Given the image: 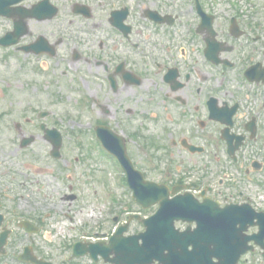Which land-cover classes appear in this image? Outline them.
Wrapping results in <instances>:
<instances>
[{"label": "flooded vegetation", "instance_id": "1", "mask_svg": "<svg viewBox=\"0 0 264 264\" xmlns=\"http://www.w3.org/2000/svg\"><path fill=\"white\" fill-rule=\"evenodd\" d=\"M44 1L48 4L39 9ZM59 2L26 0L15 6V9L49 15L51 8H57L60 13L63 7L81 24L78 27L73 20L68 22L67 29L75 30L76 33L80 31L90 37L98 35L96 54L85 49L84 54L71 61L72 64L77 62L82 65L91 74L96 72L94 86L90 90L93 95L102 97L117 94L122 88L141 87L144 81L151 80L149 77L153 76L150 64L153 56L163 59L160 72L154 73L155 80L160 81L163 90V121L171 120L172 127L177 128L170 140L171 145L181 158L197 160V170H180L174 182L165 180L162 184L168 185L171 190L177 188L180 195L191 193L201 203L211 199L220 208L249 204L253 209L263 211L256 196L257 187L263 183L261 178H264V75L261 82H252L245 72L255 65L258 72L264 70V52H260L264 49V43L256 41L255 55L248 57L246 52L242 57L237 47L239 39L233 37L227 25L226 33L222 32L221 36L215 29V16L218 47L214 45L210 53L216 57L218 62H215L207 58L206 51L213 37L208 27H201L202 18L196 5L192 8L194 17L189 23L181 19L183 16L177 7L167 10L163 1L157 7H151V0H67L68 4L64 5ZM204 10L213 15L207 9ZM151 11H156L164 18V23L152 22L149 19ZM90 15L91 18H88ZM44 23L33 19L27 21L29 36L25 39L31 38L28 41L30 45L38 37L33 34V25L36 24L39 31L46 29L41 26ZM153 29L155 33L159 30L162 33L164 43L161 42V45L164 44V47L160 55L155 51L161 45L151 40ZM245 35L244 32L242 37ZM86 42L85 38L78 44L84 46ZM136 65H144L145 69H138ZM137 80H140L138 85L135 84ZM105 106L109 107L103 103L100 108L105 110ZM22 135L26 136V133L22 132ZM0 141L3 142L1 133ZM25 170L19 169L16 179L19 187L27 188L32 182L29 174L24 173ZM6 174L3 173L2 143L0 264H22L19 260L21 249L40 236L42 222L37 214L28 213L29 218H18L15 211H9L3 189V176ZM168 174L166 177H169ZM238 188L245 192L241 197H238ZM245 210L246 215L251 216ZM24 220L35 225L33 229L36 233L29 234L21 226ZM256 231V228H252L249 233ZM5 234L8 239L3 246ZM31 250L39 255L34 244Z\"/></svg>", "mask_w": 264, "mask_h": 264}, {"label": "rangeland", "instance_id": "2", "mask_svg": "<svg viewBox=\"0 0 264 264\" xmlns=\"http://www.w3.org/2000/svg\"><path fill=\"white\" fill-rule=\"evenodd\" d=\"M151 1V7L160 6L162 1L167 10L170 7H177L176 9L183 16L181 19L184 22H192L194 0ZM201 1L207 10L216 16L215 29L221 33V36H223L222 32L226 33L229 17L239 15L241 28L246 33L241 41L237 42L238 52L242 57L247 51L250 52L252 47H255L254 39L264 43V0ZM59 3L68 4L67 0H60ZM4 21L0 19V36H3L9 28L8 24H5L7 21ZM71 21L76 24L77 18H73L70 11L62 7L55 19L41 24L46 29L37 31L36 24L33 25L32 30L35 36L44 35L51 41L61 44L58 55L54 59L48 57L36 59L22 56V54L20 55L24 58L20 59L10 50H0V60L2 59L0 61V88L3 89V96H0V116H2L0 133L3 134V142L0 141V143H3V171L5 167L6 169L11 168L10 174L3 178V188L8 191L6 193L15 190L12 194L24 192L27 193V199L32 198L35 206L20 204L18 209L24 214H37L39 220H44L43 235L46 233V236L41 237V245L45 247L42 252L58 264L61 263L64 254V242L78 239L80 231L87 233L91 239L95 238L96 233H112L116 228V224L112 222L113 217L124 211L120 209L121 203H130L131 200L128 189L123 185L122 173L113 172L106 160L96 158L97 152L91 145V134L69 133L63 122L71 121L73 123H68V126L75 125L78 128L85 122H93L95 125L96 122L102 120L110 123L119 131L124 129L125 134H133L136 131L144 135L140 139V146H132L131 154L139 168L145 171L150 178L168 180L170 183L177 179L180 170H197V160L181 158L176 148L163 138V127L167 122L163 121L164 110L161 107L163 90L158 80H147L141 87L124 90L122 88L117 94L103 95V98L106 97L104 103L115 108L114 110L110 108L109 113L112 118L104 113L101 115L92 106L86 109L81 108L83 106L81 102L84 101L83 96H88L90 99L89 92L93 89L96 72L91 74L82 65L74 63L85 74L83 78H86L89 85V91H86V83L82 79L80 81L77 77L78 83L74 81L73 76L65 72L67 48L73 47L77 41L80 42L79 37L82 36V40L86 38L87 42L84 46L79 45V49H86L96 54L95 44L98 35L90 37L87 34L83 35L80 31L76 33L75 30L67 29L68 22ZM77 26L81 27V24L77 23ZM151 40L159 42L160 45L164 43L161 30L155 33L153 29ZM146 42L147 37H145ZM163 47L164 44L159 46V50L155 52L160 55ZM260 52H264V49ZM136 67L145 69L144 65H136ZM39 69L40 74H38ZM149 78L155 79L154 76ZM41 111H51L53 113L51 117L44 121L53 126L58 124L67 137L63 147L67 158L54 164L47 159L44 152L45 148H51L49 143L39 140L38 143L23 150L20 148L23 135L19 137V133L14 128L19 122L25 126L22 132L26 135L35 132V128L39 126L37 115ZM25 119H30L32 126L25 125ZM39 122L42 121L39 120ZM171 126L170 122L169 128ZM175 129L177 128H172V131L176 132ZM78 139L81 142L77 141ZM67 159L71 161L70 171L66 168ZM87 162L91 165L90 167H87ZM39 167H43L42 169L46 172L40 174ZM19 169H26L24 172L29 174L31 186L24 188L16 184L12 176H15ZM166 173H169V177L163 175ZM69 175L71 176L70 181ZM120 179L122 184H120ZM12 182L14 184H11ZM73 195L76 196L74 199H68V196ZM7 203L10 204L8 201ZM137 208L138 206L135 205L134 209ZM152 210L154 209L148 210V213L150 214ZM68 215L73 217L74 222L81 225L80 231L73 228L76 223L70 225L68 221L66 222ZM136 228L139 227L134 223L133 230H137ZM49 234L51 235L48 240L50 242L46 239ZM248 259L253 261V264L258 260L257 257ZM249 261L244 262L249 264ZM74 264L94 263L89 257H84L76 260ZM98 264L104 263L100 261Z\"/></svg>", "mask_w": 264, "mask_h": 264}, {"label": "water", "instance_id": "3", "mask_svg": "<svg viewBox=\"0 0 264 264\" xmlns=\"http://www.w3.org/2000/svg\"><path fill=\"white\" fill-rule=\"evenodd\" d=\"M0 3H3V0H0ZM3 41H6V38ZM5 44L9 45L12 43L8 42ZM153 193H159V191H153ZM159 195L161 196L162 194ZM166 200L167 195L160 200L162 209L151 220V222L148 223L149 231L145 235V237H143V245L140 247L136 241L137 249H135V255L132 256L131 254V243L133 242L129 241L128 243L129 239H125L122 236L123 231L125 230L123 229L119 233V238H113L111 240V245L104 247L105 252L103 253V255L105 256V258L107 259L108 255L113 253L115 257L111 260V262H113L114 264H152L154 260H158L160 264H185L181 263L182 254L178 253V248L176 247V244L179 241V238L177 236L178 232L175 231L173 227V222L176 216L173 212H171L175 205L172 203L165 204ZM182 241L183 240H180V243L183 244L181 248L185 253H187L188 244L186 240H184L183 242ZM166 249L170 251V254L165 255L164 252ZM86 250L87 249H85V252ZM101 250L102 249L99 245L92 246L89 249L92 256H96L98 252H101ZM188 257L192 259L194 264H213L211 262V256H203L202 251L196 252L195 254L188 253ZM218 258L222 259V256H219Z\"/></svg>", "mask_w": 264, "mask_h": 264}]
</instances>
